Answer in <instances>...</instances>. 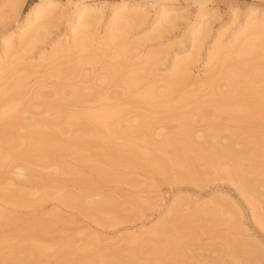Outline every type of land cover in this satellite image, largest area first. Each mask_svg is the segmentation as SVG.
<instances>
[{"label":"bare ground","instance_id":"obj_1","mask_svg":"<svg viewBox=\"0 0 264 264\" xmlns=\"http://www.w3.org/2000/svg\"><path fill=\"white\" fill-rule=\"evenodd\" d=\"M156 1H158L157 6L153 8V15L151 19L147 20L146 28L157 31L159 27L173 24L177 19L178 11L181 10L179 5L168 3L165 0L117 1L112 5L111 22L108 23V27L106 26L105 35L100 41H98L100 38L95 37V32L93 35L92 28L94 29L95 23L102 19L104 7H96L97 2H92V0H80V3L70 14L58 7V0H39L31 5L21 20H15L18 15L16 13L4 20L6 22L14 21L15 25L9 27L2 36L3 56L0 57V168L4 165L2 160L23 159L26 164L16 167L17 174L41 178V173L30 171V164L43 162L58 151L61 155H69L76 160L87 162L89 171L95 173L99 179L128 182L134 185L138 184L135 177L118 176L112 172L110 166L116 164L125 168L138 166L154 175L174 172V175L176 174L177 178L182 181H194L200 178L202 172H205L201 168L203 166L200 163L201 160L199 161L200 158H203V164L206 166V168L203 166L204 170L223 168L222 170L225 171L226 167L224 166L227 165L229 166L227 174L244 177L241 180L243 183L240 185L244 194L255 191L262 196L263 199L254 202L253 213L258 224L264 228V192L262 191V189L264 190V120L261 122L263 130H260V134H255L249 129L240 132L221 123L209 122L212 117L220 118L240 112L251 117L253 111L260 104L264 105V91L255 90L253 85L256 82L255 80L253 82L255 76L246 81L244 86H240L236 83L235 72L234 74L227 72V76L224 75L227 82L222 84L226 87L227 92L215 90V87L217 88L216 79L222 73L226 61L224 59L232 54L234 47H236L234 51L237 50L236 54L245 56L244 59L246 60H248L247 56L252 53L254 47L260 48L261 52L264 51V6H250L239 23L238 31L231 34L225 43L219 40L208 53V74L203 79V84L208 88L211 98L208 97L209 99L205 100L201 98L200 88L182 89H184V83L191 80V66L197 62L196 55L198 53L196 54L194 51L200 46L204 31L207 28L205 18L208 11L207 7H202L199 10L197 18L189 28V44L195 50L188 55L175 57L169 74L160 76L154 70L158 55L161 52H151L143 57L136 55L137 60L135 59L133 62L124 61L125 56L128 57L134 53V50H137L138 45L128 42V39L119 33L121 28L123 30L125 24L144 21L146 10L141 9L144 5H153ZM16 7H19L18 3L14 8ZM64 18H67L69 22L65 33L66 42L62 44L56 41L48 53L44 52L39 56V62L27 64L25 56L46 38L50 32L49 29H51L49 25ZM122 30L121 32H123ZM91 41L101 42V45L105 47L113 42L118 44L116 45L120 49L111 54L112 60L106 61L107 73L96 78L102 84L111 81L121 82L124 93L127 94V104L132 102L146 104L156 101L167 102L170 96L178 91H181L179 97L184 103L179 105L172 101L173 104L166 105V112H164L165 110L163 112L151 111L149 114L145 112L130 114L127 108L119 104L95 109L86 107L77 114H71L72 111L69 114L68 106L97 99L99 96L95 86L69 83V79L78 69L72 65L73 58L71 56L80 54L81 51L89 47L88 43ZM104 46L99 47L101 48L99 52L93 53L95 56L91 55L90 57L95 61L96 58L102 57L101 51H104ZM262 57L261 66L264 67V54ZM100 59L98 60L100 61ZM243 68L241 71H248V67L245 68L244 66ZM42 70H44L45 75L50 73L57 77V81L47 87V90L38 88L35 92L36 96H41L44 99L46 116H41V113L34 110V112L31 111V104L23 101L24 88L27 85L29 74L42 73ZM86 73L84 74L87 75L88 73ZM151 75L153 77L148 82L143 83L145 78L147 80V77ZM245 76H248L246 79L250 77L248 74ZM85 83L89 82L85 81ZM141 83H143L142 87L132 91L135 86ZM158 84L163 86V94L160 93L163 96L160 100L156 99L159 97V93L157 94V89H155ZM203 95L206 96V94ZM233 98L239 100V105L235 109L227 107L228 102L234 100ZM206 102L208 105L202 106ZM27 112L30 114H25ZM261 112L264 113V109H261ZM65 116L73 117L68 122L72 133L70 132L69 142L61 143L57 141V129L62 130L64 128ZM16 117L18 120H15ZM164 119H170L164 125L166 132L158 131L156 122ZM24 126L30 127L20 134L15 132L16 128ZM156 135H160L161 138H156ZM114 137L121 138L122 142L115 143ZM97 139L105 144L99 151V157L87 152L85 148L74 146L80 144L88 148L95 145ZM135 139L152 143L155 149L148 151L144 145L135 143L133 141ZM188 152L194 155L186 154ZM38 153L40 157L37 156ZM171 153L173 154L170 155L172 157L169 156ZM70 166L71 171L76 174V179H79V174ZM87 180L92 181L91 178ZM146 187L148 186L146 185ZM57 198L59 202L82 209L86 216L102 223L106 222V219L110 218L111 215L117 219L128 218L130 216L127 211L134 208L133 204L128 206L118 204L114 198L102 193L78 194L72 191H61ZM0 199L18 206L34 202L30 193L20 191H0ZM220 199L216 198L203 206H196L197 208L192 212L190 211L191 213L186 217L183 215V208L180 206L182 202L176 200L177 203L170 208V214L163 218L156 228L127 235L128 244L122 250L117 248L115 250L110 249L109 252L96 251L95 249H98L99 245L96 244L97 241L94 238V240L86 242L76 252L73 260L76 262L86 260L82 264H117L114 263V258H117L118 261H121L120 264H165L167 262L165 259L169 258L168 261H172L170 264H174L173 261L177 257L187 255L182 244L184 237L189 235L186 228H189L190 223L218 221L221 215L224 216L223 207L227 208L229 205L227 206V201L224 200V202ZM184 201L183 205L192 203L188 202L190 200ZM191 208L194 209L195 207ZM234 217L235 215L233 216L235 220ZM8 218L9 213L0 208V224ZM237 231L241 232L239 229ZM230 232L229 235L226 234L225 239L231 247L235 248L239 243L243 245L242 257L245 258L246 255L254 253V247L250 240L240 239L239 232ZM142 240L147 242L144 245L141 243L139 246H132L133 243ZM90 244L91 246H89ZM224 246L221 247V251L224 254H229L230 250ZM36 247L34 249L23 247L22 253L16 249L1 253L0 264H34L36 259L43 254L42 249ZM122 252L128 255L127 260H123L121 257L122 254L120 253Z\"/></svg>","mask_w":264,"mask_h":264},{"label":"rangeland","instance_id":"obj_2","mask_svg":"<svg viewBox=\"0 0 264 264\" xmlns=\"http://www.w3.org/2000/svg\"><path fill=\"white\" fill-rule=\"evenodd\" d=\"M36 1L39 0H0V57L3 56V33L9 27L15 25L14 21L6 22L4 20L13 13L18 14L15 20H21L31 5ZM58 1V7L69 14L73 12L80 3V0ZM117 1L122 0H92V2H97L95 5L96 7H104L102 19L95 23L96 26L94 29L92 28L93 35L95 32V37L100 38L98 41L105 35L104 30L107 29L109 26L108 23L110 24L111 22L112 5ZM165 1L181 7V10L177 13V19L173 24H166L161 28L159 27L157 31L146 28L148 23L147 20L151 19L153 15V8L157 6L158 1H156L153 5H144L143 9H141L146 10V12H144L146 18L144 21L141 20L139 22L137 21V23L125 24L124 29L122 30L121 28L123 32L120 30L119 33L127 38L128 42H133V44L138 45V48H136L137 50H134V53L130 54L131 56H125L124 61L133 62L135 59L137 60L136 55L143 57L151 52H161L158 55L159 57L154 66V70L156 74L160 76L169 74L175 57L188 55L195 50L191 48L189 44V28L197 18L199 10L202 7H207L208 11L205 15L207 28L206 31H204L200 46L194 51L196 54L198 53L196 55L197 62L191 66L190 72L192 78L184 83V89L182 90L197 87L200 88V93H202L201 98L205 100L209 99L211 98L209 90H207L208 88L203 84V79L208 74V53L219 40L225 43L230 38L231 34L238 31L239 23L250 6H264V0ZM17 3L19 7L14 8ZM13 4L14 6H12ZM68 25L69 22L67 18L57 20L56 23L50 24L49 27L51 29H49V35L47 34L46 38H44L31 53L25 56L26 63L31 64L39 62V56L42 55V53L44 54V52L48 53L51 48H53L56 41L64 44L67 39V36L65 39V33ZM98 41L89 42V47L81 51L80 54L77 53L71 56V58H73L71 62L72 65L78 69H76L77 73L75 72L69 79V83H83L85 85L95 86L98 89L99 96L97 99L68 106L67 111L69 114L71 111V114H77V112L86 107L94 109L106 108L107 105L109 107L113 104L124 106L130 111V114L135 112H145L149 114L151 111L163 112L165 110L164 112H166L167 106L173 104V102L179 105L184 103L179 97L181 91H178L177 93L174 92L175 94L173 93L167 102H155L154 100L155 103L152 102L151 104L138 102L127 104V94L124 93L123 84L121 82L111 81L102 84L97 80L98 76H103L107 73L106 61L109 59L112 60L111 54L120 49L115 42L105 47ZM102 46L105 47L104 51H101L102 57H94L97 59L95 61V59L90 56H95L93 53H98ZM234 49H236V47H234ZM234 49H232V54L226 56L224 59V61L226 60L225 64L223 63L222 73L224 74L220 73L218 75L219 78L217 77L216 79L217 88L215 87V90L217 92H227L226 87L222 86V84L224 85L227 82L226 76L228 73L234 74L235 72L236 83L240 86H244L247 83L246 81L250 80L252 76H255L253 78V82L254 80L256 81L254 82L255 84L253 83L255 90L264 91V67L261 66L264 51L262 50L261 52L260 48L254 47L252 53L247 56L248 60H246L244 59L246 58L245 56L236 54L237 50L234 51ZM98 59H100V61ZM244 66L245 68L248 67V71H241L244 69ZM43 71L44 70H42V73L34 72L29 74L27 85L24 88L23 101L31 104V111L34 110L41 113V116H46L47 113H44V99L41 96H36L35 92L38 88L46 89L55 83L57 77L50 73L45 75ZM246 74L250 75L249 79H246L248 77L245 76ZM152 77V75L148 76L147 80L145 78L143 83L148 82ZM85 81L89 83H85ZM143 83L135 86L132 91H136L137 88L142 87ZM162 87V84L156 86L155 89L158 90H156V93H159V97L156 99L160 100L162 98ZM203 94H206V96ZM235 99V102L234 100H230L227 107L237 108L239 100L237 98ZM204 105H208V103L206 102V104L204 103L202 106ZM263 107L264 105L260 104L258 108L253 111L251 114L253 116L251 117L244 112H240L220 118L212 117V120H209V122L221 123L240 132L249 129L255 134H260V130H263L261 127V122L264 120V116H261V114H264L261 112V109H264ZM25 114L29 115L30 112ZM18 117H16L15 120H18ZM72 119L73 117L71 116H65L64 128L62 130L57 129L58 142L67 143L70 141L72 132L69 129L70 126L68 122ZM168 121H170V119L156 122L157 130L166 132V127L164 125ZM29 127L30 126L18 127L15 132L20 134ZM156 138H161V136L156 135ZM113 140L115 143L122 142V139L118 137H114ZM133 141L144 145V148L148 151L155 149L154 144L145 143L142 139H135ZM104 145L103 141L97 139L95 145L88 148L80 144L74 146L76 148H85L87 152L99 157V151ZM186 154L191 156L194 155L191 152ZM170 155L173 154L171 153L169 156ZM37 156L40 157V154L38 153ZM199 161L205 166L203 164V158H200ZM2 163L4 165L0 168V191L28 192L34 202L18 206L0 199V208L9 213V218L0 224V254L7 253L12 249L19 250L22 253L24 248L31 247V249H34L38 245L36 248L40 247L43 254L36 259L34 264H82L86 260L76 262L73 260L76 256L75 254L86 242L94 240V238L97 241L96 244L99 245V248L95 249L96 251L109 252L110 249L115 250L117 248L122 250L128 244V241H126L127 235L156 228L160 222H162L163 218L170 214V208L177 203L176 200L182 202L180 206L183 208L182 213H184L183 215L186 217L197 207L203 206L213 199L221 198L222 201H227V206L229 205V207L226 206L227 208L223 207V211H225L223 212L224 216L221 215L218 221L190 223V226H188L189 228H186V230L188 229L189 231V235L184 237L182 244L185 251H187V255L177 257L178 260L177 258L176 260L178 263L175 262V260L173 261L174 264H264V228L258 224L253 213L255 208L254 202L263 198L255 191L245 192L247 195L244 194L240 188V185L243 183L241 180H243L244 177L241 175L239 177V175L227 174L229 170V166L227 165L224 166L226 167L225 171L222 170L223 168L204 170V167L201 166V168H203L202 170L205 172H202L200 178L194 181H182L177 178L176 174L174 175V172L154 175L142 170L138 166L129 168L117 164L110 166L112 172L118 176L127 175L135 177L138 180V184L133 185L128 182L99 179L95 173L89 171L87 162L76 160L69 155H61L58 151L47 157L43 162L30 164V171L33 173H41V178L38 176L17 174L16 167L26 164V161L23 159L11 161L2 160ZM69 165L79 174V179H76V174L71 171ZM88 178H91L92 181H88ZM146 185L148 187H146ZM61 191H72L78 194L86 192H94L95 194L102 193L108 195L110 198H114L118 204L124 206L133 204L134 208L133 210L127 211L130 216L128 218L117 219L111 215L110 218L108 217L106 219V222L102 223L98 221V223L97 220H93L86 216L82 209L59 202L57 196ZM262 191L264 192L263 189ZM183 200H190L188 202H192L193 204L191 203L192 205H189L186 202L188 205H183V203H185ZM191 207L195 208L193 209ZM234 215L235 220L233 219ZM236 229L241 230V232ZM230 231H232V233L233 231L234 233L239 232L238 236H240V239L250 240L254 247V253L246 255L248 258H244L242 257L244 247L241 243L237 244L235 248L231 247L230 243L225 239L227 237L226 234L231 233ZM147 241L142 240L135 244L133 243L132 246H139L141 243L144 245ZM89 246H91V244ZM223 246L230 250L232 254H224L221 251V247ZM120 254H122L121 257L123 260H127L128 255L123 252ZM137 255L140 256V254ZM114 259V263L120 264V260L118 261L117 258ZM168 260L170 259H165V261H167L165 264H170L172 262Z\"/></svg>","mask_w":264,"mask_h":264}]
</instances>
